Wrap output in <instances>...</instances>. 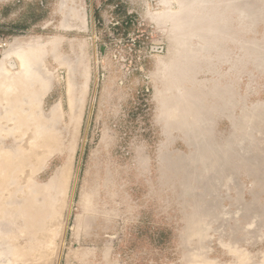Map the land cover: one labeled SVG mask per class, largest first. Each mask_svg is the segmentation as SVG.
Listing matches in <instances>:
<instances>
[{
  "label": "rangeland",
  "instance_id": "374dc122",
  "mask_svg": "<svg viewBox=\"0 0 264 264\" xmlns=\"http://www.w3.org/2000/svg\"><path fill=\"white\" fill-rule=\"evenodd\" d=\"M0 80V264H264V0H0Z\"/></svg>",
  "mask_w": 264,
  "mask_h": 264
},
{
  "label": "bare ground",
  "instance_id": "6f19581e",
  "mask_svg": "<svg viewBox=\"0 0 264 264\" xmlns=\"http://www.w3.org/2000/svg\"><path fill=\"white\" fill-rule=\"evenodd\" d=\"M2 79V78H1ZM4 79V78H3ZM11 79V78H10ZM9 79V80H10ZM6 80V79H5ZM2 82V80H0V83ZM6 82H8V81H6ZM6 82L4 83V82H2L3 84H6ZM13 82V81H12ZM11 82V83H12ZM1 83V84H2ZM3 85H1V87H2ZM8 86V85H7ZM5 87V86H4ZM4 87H2V88H4ZM11 87H14L13 86V84H12V86ZM11 87L9 88V89H11ZM6 88V87H5ZM7 89V88H6ZM30 90V89H29ZM28 90V91H29ZM26 92L25 93V95H28L29 94V92ZM75 102H76V100L74 99H71V101H70V121H73V116L72 115H74V112H75ZM81 102V101H80ZM76 121H78L77 119H76ZM39 144H40V146L44 149V150H46V151H48L49 153H50V155H54L55 153H63V151H64V149H63V146H62V144L60 143V139H58V137H57V134H55V133H50V132H48V131H44L43 133H42V135H41V137L39 138ZM67 151L69 152V156H68V158H67V160L65 161V164L64 165H62V167L60 168V171H59V173L57 174V176H56V178L55 179H53L52 180V183H55V182H58V183H60L59 185L61 186V184L63 183V180L65 179V178H67V174H68V171H70L71 170V163H72V160H73V155H74V153H75V150H74V146H71V147H69L68 149H67ZM45 155V154H44ZM0 169H1V167H0ZM58 186V185H57ZM56 187V186H55ZM14 249H13V251H15V253L18 251V250H20V249H23V248H17V246H16V244H14ZM16 254H18V253H16Z\"/></svg>",
  "mask_w": 264,
  "mask_h": 264
}]
</instances>
